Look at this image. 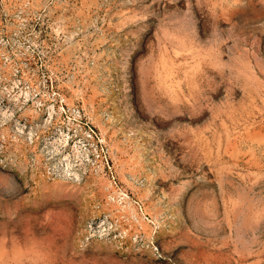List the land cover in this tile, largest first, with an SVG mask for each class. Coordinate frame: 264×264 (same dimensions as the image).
Instances as JSON below:
<instances>
[{"label":"rangeland","instance_id":"obj_1","mask_svg":"<svg viewBox=\"0 0 264 264\" xmlns=\"http://www.w3.org/2000/svg\"><path fill=\"white\" fill-rule=\"evenodd\" d=\"M0 264H264V0H0Z\"/></svg>","mask_w":264,"mask_h":264}]
</instances>
